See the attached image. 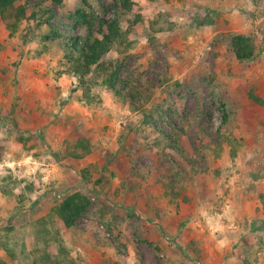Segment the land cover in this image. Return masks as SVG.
<instances>
[{"label":"rangeland","instance_id":"1","mask_svg":"<svg viewBox=\"0 0 264 264\" xmlns=\"http://www.w3.org/2000/svg\"><path fill=\"white\" fill-rule=\"evenodd\" d=\"M131 1L18 0L0 17V264H76L103 244L117 264L264 259V218L233 213L252 194L264 206V0ZM111 6L128 40L80 79L64 39L45 38L44 10L86 35ZM236 33L253 39L252 59L234 56ZM84 186L73 237L54 208Z\"/></svg>","mask_w":264,"mask_h":264},{"label":"trees","instance_id":"2","mask_svg":"<svg viewBox=\"0 0 264 264\" xmlns=\"http://www.w3.org/2000/svg\"><path fill=\"white\" fill-rule=\"evenodd\" d=\"M18 0H0V17L15 7ZM44 1V0H43ZM54 3H61L62 0H49ZM87 3V0H82ZM120 6L124 10H133L134 3L131 0H122ZM118 6H111L107 8L104 14L97 19V27L94 28V22H89V30L86 35H82L76 29V26H71V31H63L51 22L53 11L46 8L44 11L49 13L46 18V24L51 28V33L46 34V39L63 38L64 50L67 62L70 64L73 72L78 74L80 79L94 70L100 68L105 69L106 63L104 61L106 54L112 49L113 46L125 43L128 40L129 33L123 29L120 22V15ZM25 6L20 5L15 12L16 20L24 15ZM77 13H81L77 10ZM85 16V15H83ZM141 15L139 12L135 13L133 23L140 20ZM231 44L234 56L238 60H250L255 55V45L251 36L236 33L231 37ZM113 79L116 74L113 73ZM115 84L112 83L113 87ZM117 93H120L116 89ZM131 102H135L133 96L129 97ZM162 134L166 138V144L174 150V153L183 155V151L177 147L176 133H168L163 128H160ZM185 159V158H184ZM186 160V159H185ZM91 204L89 191L87 187L79 188L77 190L66 193L59 201L55 209V214L61 220L64 228H69L77 225L78 219L84 215Z\"/></svg>","mask_w":264,"mask_h":264},{"label":"crops","instance_id":"3","mask_svg":"<svg viewBox=\"0 0 264 264\" xmlns=\"http://www.w3.org/2000/svg\"><path fill=\"white\" fill-rule=\"evenodd\" d=\"M49 196V195H48ZM47 197L45 196L39 203L40 205V208H39V212L40 215H38L39 217H42L44 215H48L49 213V209H47V207L50 205L49 204V201H47ZM246 207L249 208L248 212H244L243 209L244 207H236V209H240L238 212H233L234 213V219L236 217V219H238L240 222H242V220L245 218V217H249V218H255V217H263L264 218V206L262 204H260L257 200V197L252 194V195H249L246 200ZM241 204H244V203H241ZM245 206V205H244ZM233 209V208H232ZM41 210V211H40ZM153 217L152 219L150 220V222L153 224H156V228L161 226L163 228H165L164 231H167L168 232V225L167 224H163V221L161 220H158V215L156 214V212H154L153 214ZM171 215V213H170ZM166 217H169L168 214H166ZM171 218L173 216H170ZM168 221V220H167ZM159 222H160V225H159ZM76 227H69L68 230L65 232L66 234H70L72 232V230L74 232H76L73 237H75L76 235H79L82 234V230L78 229L76 230L75 229ZM257 230H260L257 229ZM64 236V234H63ZM167 237L164 239V245H169V243H167ZM79 243L78 241H76V244ZM105 247H99L100 250H96L98 252H96L95 250H92V251H89V249L86 250L85 253L82 254V257L84 258V260L82 261L81 258L79 257V259L77 260V263L76 264H108L110 263L111 261V264H117V262L115 261H119V256H116V255H113V250L110 248H107L106 244H103ZM79 248V246L77 247ZM109 249V250H108ZM260 260L256 258V261L253 262L255 264H264V259L261 260L262 262L260 263L259 262Z\"/></svg>","mask_w":264,"mask_h":264}]
</instances>
